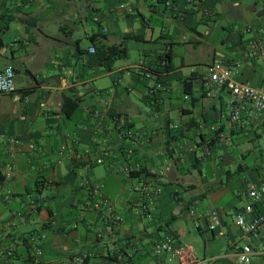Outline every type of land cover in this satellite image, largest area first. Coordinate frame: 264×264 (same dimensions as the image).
Returning a JSON list of instances; mask_svg holds the SVG:
<instances>
[{
    "label": "crops",
    "instance_id": "obj_1",
    "mask_svg": "<svg viewBox=\"0 0 264 264\" xmlns=\"http://www.w3.org/2000/svg\"><path fill=\"white\" fill-rule=\"evenodd\" d=\"M248 26L264 28V0H0V69L16 87L0 95V264H115L113 251L116 264H178L156 253L167 242L239 264L233 216L264 184V113L248 104V124L231 125L229 92L203 82L220 58L264 87ZM120 43L127 56L107 70L98 47ZM254 211L264 219V199Z\"/></svg>",
    "mask_w": 264,
    "mask_h": 264
},
{
    "label": "built area",
    "instance_id": "obj_2",
    "mask_svg": "<svg viewBox=\"0 0 264 264\" xmlns=\"http://www.w3.org/2000/svg\"><path fill=\"white\" fill-rule=\"evenodd\" d=\"M208 15V13H206ZM247 32H254L256 38L254 45L250 46L245 52V56L249 59H257L264 55V28L248 26ZM95 50L92 48L91 52ZM240 63L237 60H223L215 58L207 67L206 80L203 82V88L206 95L211 96L219 87H225L229 92L227 101L228 119L231 125L244 126L248 124L244 118L243 111L245 106L250 104L256 114L264 113V87H253L248 83L235 80L234 73L239 69ZM133 69L142 70V67H134ZM143 71V70H142ZM160 88V86H158ZM15 73L12 68L6 67L0 69V95H11L15 93ZM154 92V89L150 91ZM7 144V153L9 162L7 170L12 171V162L18 154V146L21 141L16 138H9L4 141ZM30 150H36L31 144ZM84 187H88L92 195L99 193V188L93 186L89 181L84 182ZM155 193H159L156 190ZM7 197L11 196V192L7 191ZM246 195L250 203L238 210L234 216V223L241 229L245 242L238 247L237 260L239 264H252V257L264 256V219L257 215L254 211V204L264 199V184L259 186H250ZM146 208V207H145ZM209 220V228L217 229L221 225L218 213L211 209L207 213ZM105 224L117 228L122 219L118 215H109L104 217ZM156 253H168L172 259L177 260L178 264H214L212 261L200 258L195 248L188 244L182 243L177 246L170 242L162 243L155 249ZM77 263H83L82 258H77Z\"/></svg>",
    "mask_w": 264,
    "mask_h": 264
},
{
    "label": "trees",
    "instance_id": "obj_3",
    "mask_svg": "<svg viewBox=\"0 0 264 264\" xmlns=\"http://www.w3.org/2000/svg\"><path fill=\"white\" fill-rule=\"evenodd\" d=\"M25 23L30 24L32 26L35 25V22H31V21H25ZM1 49H2V43L0 42V50ZM97 52H98V56H99L101 64L107 70L111 69L114 61L125 58L127 56V49L123 46L122 43L117 44V45L99 46ZM169 69L170 67L167 64L166 70H169ZM74 106H76L75 102H73L72 107ZM116 253H117L116 251H113V252L108 253L107 255V259H109L111 262H114L115 264L118 263Z\"/></svg>",
    "mask_w": 264,
    "mask_h": 264
},
{
    "label": "rangeland",
    "instance_id": "obj_4",
    "mask_svg": "<svg viewBox=\"0 0 264 264\" xmlns=\"http://www.w3.org/2000/svg\"><path fill=\"white\" fill-rule=\"evenodd\" d=\"M194 248H195V246H194ZM195 250H196V252H197V254L199 253V251H198V249H197V247L195 248ZM199 256V255H198Z\"/></svg>",
    "mask_w": 264,
    "mask_h": 264
}]
</instances>
